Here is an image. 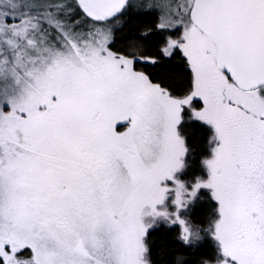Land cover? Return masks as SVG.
<instances>
[{
	"label": "snow or ice",
	"instance_id": "snow-or-ice-1",
	"mask_svg": "<svg viewBox=\"0 0 264 264\" xmlns=\"http://www.w3.org/2000/svg\"><path fill=\"white\" fill-rule=\"evenodd\" d=\"M0 264H264V0H0Z\"/></svg>",
	"mask_w": 264,
	"mask_h": 264
}]
</instances>
